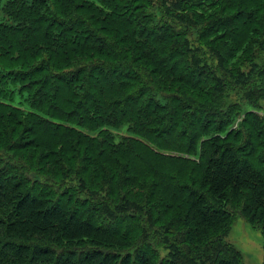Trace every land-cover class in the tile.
<instances>
[{"label": "trees", "instance_id": "trees-1", "mask_svg": "<svg viewBox=\"0 0 264 264\" xmlns=\"http://www.w3.org/2000/svg\"><path fill=\"white\" fill-rule=\"evenodd\" d=\"M247 1L248 18L218 0H0V264H243L234 218L264 233ZM213 68L241 73L231 88ZM234 93L262 96L244 113Z\"/></svg>", "mask_w": 264, "mask_h": 264}, {"label": "rangeland", "instance_id": "rangeland-1", "mask_svg": "<svg viewBox=\"0 0 264 264\" xmlns=\"http://www.w3.org/2000/svg\"><path fill=\"white\" fill-rule=\"evenodd\" d=\"M8 0H2V4L4 5ZM220 5L224 10L225 13L228 14L232 10H227L229 7H232L233 4L239 9L238 14H242L241 17L248 18L250 16V10L246 9L250 7L247 0H239L241 1L240 4L234 2L233 0H224V3L222 4L218 0ZM259 5H256L254 7V10H256V17H259V22L262 23V28L264 27V0H256ZM261 3V4H260ZM187 11H190L193 13L192 16L196 17L197 14L194 13L195 7H187ZM235 11V10H233ZM256 18V20H257ZM9 21L5 18V16L2 15L0 12V23H8ZM205 24V23H204ZM258 27V24H257ZM197 28V27H196ZM198 29V28H197ZM202 34H209L210 31H204V28L201 26L199 30ZM197 31V36H198ZM195 36H193V39ZM259 40L255 39V44H253V47H249L245 53L251 57L248 58L244 54L239 59L238 62V68H241L245 70L246 67H257V70L260 71L264 70V36H259ZM211 45V44H210ZM215 47L210 46V48ZM207 48V46H206ZM198 59H200L201 66H204L205 63H209L212 65V67H220L221 63L218 62V60L210 58V54L207 50H204L197 54ZM211 60V61H210ZM241 62L245 63L243 66ZM234 67V66H232ZM244 67V68H242ZM250 70V69H249ZM214 72V74H218V76L222 79V81L229 85L232 88L233 81L237 79V76L241 73L239 69H237L235 72L232 71L227 73L226 71L218 72V70H215L214 68L211 70ZM234 75V77H232ZM261 87H264V81L260 83ZM238 88H241L242 90L244 87L239 84ZM261 93L264 95V90H261ZM262 95L256 94V96L251 99V101H247L246 97L243 96V94L234 93L230 96L229 101L230 102H242L243 103V110L244 113H246V109L248 108H256V99H260ZM20 103H22V100L18 99ZM28 106V104L24 105ZM245 115V114H244ZM263 115V114H262ZM127 129H124L121 131L122 133H126ZM225 240H227L229 243L234 245L240 252L243 257V264H264V233L261 228L252 226L249 224L242 216H236L234 218V221L232 223V226L229 230V234L227 237H225Z\"/></svg>", "mask_w": 264, "mask_h": 264}]
</instances>
